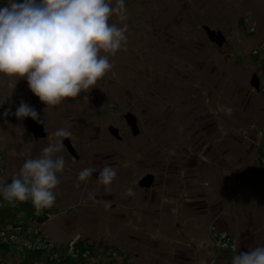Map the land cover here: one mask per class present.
Listing matches in <instances>:
<instances>
[{"label":"rangeland","instance_id":"rangeland-1","mask_svg":"<svg viewBox=\"0 0 264 264\" xmlns=\"http://www.w3.org/2000/svg\"><path fill=\"white\" fill-rule=\"evenodd\" d=\"M125 3L127 43L109 57L112 69L88 92L47 107L25 79L12 89L0 77V102L6 97L0 106V184H10L60 128L71 131L78 155L65 145L58 154L65 169L57 174L55 211L46 222L63 231L49 238L60 237L53 241L60 248L76 238L88 254L84 261L46 260L36 251L27 264H231L236 252L264 246V0ZM110 23L121 22L112 17ZM204 25L224 35L221 47ZM254 74L258 90L250 85ZM21 101L45 120V138L33 137L28 118L2 115ZM127 111L137 118V135L126 124ZM188 157L189 170L182 163ZM106 165L116 170L110 186L97 180ZM87 167L97 172L75 187ZM148 173L153 183L141 187ZM31 205L10 204L6 215L24 218ZM16 253L0 242L1 261L24 264Z\"/></svg>","mask_w":264,"mask_h":264},{"label":"clouds","instance_id":"clouds-1","mask_svg":"<svg viewBox=\"0 0 264 264\" xmlns=\"http://www.w3.org/2000/svg\"><path fill=\"white\" fill-rule=\"evenodd\" d=\"M112 17L121 23H110ZM127 18L125 0H0V77L12 89L25 79L31 93L47 107L77 98L112 69L109 57L128 40ZM2 115L45 123L24 101L14 112L8 108ZM71 135L68 129L56 130L38 157L27 159L10 184H0V199L9 204L31 201L37 215L51 208L60 183L57 174L66 163L58 154ZM95 172L94 167L82 169L75 187ZM115 177V168L106 165L97 180L110 186ZM88 199L95 197L89 193ZM231 264H264V246L236 252Z\"/></svg>","mask_w":264,"mask_h":264},{"label":"built area","instance_id":"built-area-1","mask_svg":"<svg viewBox=\"0 0 264 264\" xmlns=\"http://www.w3.org/2000/svg\"><path fill=\"white\" fill-rule=\"evenodd\" d=\"M2 169V168H0ZM35 209L33 208L27 220L19 222H13L14 233L9 235L8 237L2 236L4 233L0 231V236H2V240H7L11 246V248L16 252H24L19 254L22 260L27 258V253L41 251L47 259L49 260H65L68 257L71 258H81L78 254H80V249L75 247V242L72 241L66 246L65 248H60L57 243L51 241L50 239L46 238V236L42 232V220L44 216H50L49 213H45L43 210L40 214V219H37L35 216ZM41 220V221H39ZM41 222V223H40ZM218 241L221 238H218L216 232L213 233ZM229 240H231L229 238ZM72 243V244H71ZM26 253V257H25ZM88 252H83L82 256L86 257ZM0 264H3L0 261Z\"/></svg>","mask_w":264,"mask_h":264},{"label":"water","instance_id":"water-1","mask_svg":"<svg viewBox=\"0 0 264 264\" xmlns=\"http://www.w3.org/2000/svg\"><path fill=\"white\" fill-rule=\"evenodd\" d=\"M203 29L207 33V36L210 39V41L215 43L216 46L221 47L224 44L226 39L219 30H213L209 28L207 25H204ZM250 85L257 90L259 89V79L255 74L252 75V78L250 80ZM124 119L126 121V124L129 126L132 135H137L139 133V128L137 125L136 116L131 111H127L124 114ZM28 128H29L30 133H32L35 139H41L46 136L44 127L41 124H38L37 122L32 120L31 118H28ZM108 131L116 139L122 138L121 135H119V131L117 127L109 126ZM64 145L67 148V150L71 153V155L77 159L78 158L77 152L72 147L69 141V138L64 139ZM151 182H152V175L146 174L143 178L140 179L138 184L141 187H144V186H149Z\"/></svg>","mask_w":264,"mask_h":264},{"label":"trees","instance_id":"trees-1","mask_svg":"<svg viewBox=\"0 0 264 264\" xmlns=\"http://www.w3.org/2000/svg\"><path fill=\"white\" fill-rule=\"evenodd\" d=\"M2 199H0V231H2L4 234L2 235V236H4V237H8L9 235H11V234H13L15 231H14V227H13V222L15 221V222H19L20 220H22V221H25V220H27V218L29 217V215H30V213H31V211H32V209L34 208L33 207V205H31L30 206V208H29V212L26 214V216L24 217V218H12L11 216L10 217H8L7 215H6V213L7 212H9V206H10V204L8 203V205H6L7 207L6 208H4L3 206H2ZM19 203V202H18ZM18 203H15L16 205L18 204ZM45 213H49L50 214V216H44L43 218L41 217V220H42V222H44L46 219L48 220V218L50 217H52L53 215H54V211H55V209H53V207H51V208H47V209H44L43 210ZM40 220V221H41ZM46 220V221H47ZM45 221V222H46ZM3 228H7V229H11V232H9L8 234L5 232V230L3 229ZM2 236H0V242H4V243H7V246L9 247V249L13 252V253H16V251H14L12 248H11V246H10V244H9V242L7 241V240H2ZM46 238H48L49 239V237L46 235ZM80 248V247H79ZM36 252V251H35ZM22 253H24V252H18V254H22ZM34 252H28L27 254V258L26 259H24V260H21V257H19V255H17L18 256V259L20 260V261H23V263L24 264H27V263H29L28 261H29V258H34L33 257V254ZM17 254V253H16ZM72 259H75L76 260V258H72ZM80 260H82V261H84L82 258H80ZM0 261H1V259H0ZM3 264H8V262L6 261V262H4Z\"/></svg>","mask_w":264,"mask_h":264},{"label":"crops","instance_id":"crops-1","mask_svg":"<svg viewBox=\"0 0 264 264\" xmlns=\"http://www.w3.org/2000/svg\"><path fill=\"white\" fill-rule=\"evenodd\" d=\"M254 171H257V169L255 168V167H253L252 168ZM240 171V170H239ZM254 173V172H253ZM256 173V172H255ZM224 188H226V187H224ZM227 190V189H226ZM231 192L232 191H229V192H227V194L229 193V194H231ZM226 194V192H225V196L227 195ZM208 207V206H207ZM208 213L209 214H211V213H213V212H211V210H208ZM52 218V217H51ZM49 221V220H48ZM47 221V222H48ZM47 222L43 225V233L45 234V235H47L51 240H52V238H56V236H57V234L59 233V229L61 230V228L59 227V228H57V227H55V229H50V228H48L47 227ZM225 224V228H230V223H224ZM61 232H63L62 230H61ZM60 239V237H58L57 239H55V240H53V241H56V240H59ZM65 241H67V240H65ZM58 243V242H57ZM65 243V242H64ZM60 244H63V243H60ZM84 260V259H83Z\"/></svg>","mask_w":264,"mask_h":264},{"label":"flooded vegetation","instance_id":"flooded-vegetation-1","mask_svg":"<svg viewBox=\"0 0 264 264\" xmlns=\"http://www.w3.org/2000/svg\"><path fill=\"white\" fill-rule=\"evenodd\" d=\"M46 137V136H45ZM44 137V138H45ZM70 141V140H69ZM76 151V150H75ZM195 159V158H194ZM189 160H193V157H188V158H186V159H183V161H182V163H183V165L186 167L185 169H191V168H189V167H191L193 164H190L189 165V163H191V161H189ZM204 161L205 160H198L197 162L199 163V164H201V165H203L204 164ZM148 174H150V173H148ZM152 175V174H151ZM187 176V175H186ZM185 179H183L182 177L180 178V179H182L183 181H185V183L186 184H188L189 183V180L187 179V177H184ZM153 179H154V177H153V175H152V182H151V184L153 183ZM150 184V185H151ZM150 185L149 186H147V188L148 187H150ZM190 185V184H189ZM152 193V197L155 199V202H157L158 201V194L156 193V192H151ZM205 194V192L202 194V196ZM152 221V220H151Z\"/></svg>","mask_w":264,"mask_h":264},{"label":"bare ground","instance_id":"bare-ground-1","mask_svg":"<svg viewBox=\"0 0 264 264\" xmlns=\"http://www.w3.org/2000/svg\"><path fill=\"white\" fill-rule=\"evenodd\" d=\"M35 216H36L37 219H40V217H41L40 214H39V215L35 214ZM46 220H47V219H46ZM46 220H45V221H46ZM39 221H40V220H39ZM45 221H44V222H45ZM44 222L42 223V225L44 224ZM40 223H41V222H40ZM41 227H42V226H41ZM72 241L75 242V247H77V246H78V245H77V244H78V240H77L76 238H74V239H72L70 242H72ZM71 244H72V243H71ZM59 247H60V246H59ZM86 251H88V250H85V249H84V251H83V250L80 249V254H78L79 257H81L82 259H84V257L82 256V253H83V252H86ZM44 259L49 260V259H47V257H44ZM54 260H55V259H54ZM2 262L4 263L5 261H2Z\"/></svg>","mask_w":264,"mask_h":264}]
</instances>
